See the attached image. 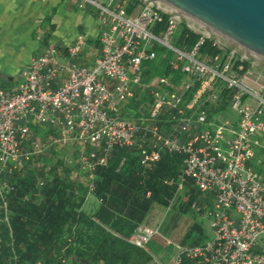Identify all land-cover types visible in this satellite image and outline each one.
Returning a JSON list of instances; mask_svg holds the SVG:
<instances>
[{"label": "built area", "instance_id": "obj_1", "mask_svg": "<svg viewBox=\"0 0 264 264\" xmlns=\"http://www.w3.org/2000/svg\"><path fill=\"white\" fill-rule=\"evenodd\" d=\"M59 1L95 11L99 34L94 44L80 34L65 49L47 41L20 83L0 86V167L34 165L51 149L78 146L75 167L94 197L95 171L116 147L144 142L143 166L163 152L182 155L178 191L192 178L202 197L215 192L212 206L192 205L209 219L212 236L199 246H176L171 260L150 248L160 226L141 224L128 242L149 255L147 264H264V174L251 166L256 137L264 134V72L216 42L221 53L203 54L205 35L192 48L177 47L181 22L143 0ZM165 60L171 73L148 79L147 70ZM176 72L182 77L175 83ZM137 94L151 103L148 115L133 121L122 112ZM223 98L228 114L211 116ZM164 114L169 120L161 126ZM34 124L49 127V138L34 137Z\"/></svg>", "mask_w": 264, "mask_h": 264}, {"label": "trees", "instance_id": "obj_2", "mask_svg": "<svg viewBox=\"0 0 264 264\" xmlns=\"http://www.w3.org/2000/svg\"><path fill=\"white\" fill-rule=\"evenodd\" d=\"M53 29L51 24L42 39L43 45ZM200 37L180 23L174 44L192 48ZM201 51L208 56L222 52L211 38L205 40ZM168 60L151 66L147 78L168 76L171 73ZM181 77L180 73H174V82ZM150 103L148 96L137 94L122 115L133 121L145 117ZM228 110L223 98L210 115H227ZM160 120L162 126L169 120L168 115H162ZM144 145L141 142L132 148L116 147L107 166L96 169L93 196L102 202L91 211L84 209L88 189L81 182L78 168L65 166L58 149L47 151L39 159V165L24 162L18 169L0 167V264H147L149 255L128 239L138 226L148 224L156 206L172 208V215L162 226L165 232L183 233L180 246L185 247L190 238H193L190 247L208 240L197 223L185 230L181 228L180 217L191 214L195 202L200 206L211 205L215 192L202 197L192 178L186 179L179 192L184 157L163 152L158 162L143 166L140 156ZM156 245L155 249L150 245L155 253L161 244L156 240ZM255 252H260L259 248ZM185 264L190 262L186 260Z\"/></svg>", "mask_w": 264, "mask_h": 264}, {"label": "crops", "instance_id": "obj_3", "mask_svg": "<svg viewBox=\"0 0 264 264\" xmlns=\"http://www.w3.org/2000/svg\"><path fill=\"white\" fill-rule=\"evenodd\" d=\"M51 24L54 29L48 41L65 48L71 46L80 34L94 44L100 31V24L92 11L78 10L68 2L0 0V84L4 89H11L20 83L22 71L42 51V39ZM256 141L251 166L264 174V134L258 135ZM213 203L205 206H212ZM98 205L96 202L94 209Z\"/></svg>", "mask_w": 264, "mask_h": 264}, {"label": "water", "instance_id": "obj_4", "mask_svg": "<svg viewBox=\"0 0 264 264\" xmlns=\"http://www.w3.org/2000/svg\"><path fill=\"white\" fill-rule=\"evenodd\" d=\"M264 67V0H143Z\"/></svg>", "mask_w": 264, "mask_h": 264}, {"label": "rangeland", "instance_id": "obj_5", "mask_svg": "<svg viewBox=\"0 0 264 264\" xmlns=\"http://www.w3.org/2000/svg\"><path fill=\"white\" fill-rule=\"evenodd\" d=\"M88 10L92 11V13L95 15V11H93L91 8H89ZM187 26V25H186ZM189 29H191L192 31H194L197 34H201L204 35L196 30H194L193 28L187 26ZM206 36V35H205ZM208 37V36H207ZM210 38V37H209ZM213 40V39H212ZM215 41V40H214ZM217 43V45L219 47L222 48V50H232L228 47H226L225 45L215 41ZM238 53V52H237ZM239 54V53H238ZM171 56V55H170ZM241 56V54H240ZM251 64H254V70L257 72H264V67L261 66L260 64L252 61L249 59V61ZM1 86V84H0ZM2 87V86H1ZM4 88V87H2ZM231 113V111H230ZM229 113V114H230ZM231 118L235 121L238 120V116L235 113H231L230 114ZM30 131L35 135V137L38 138H42V139H47L49 138V136L51 135V129L49 127L43 126V125H30L29 126ZM59 153L58 156L61 157L64 161L65 166L69 167V168H74L76 161L78 159V154H79V147L78 146H70L68 148H58ZM39 160H34V163L39 165ZM96 199L92 196H89V193H87V201L86 204L84 206L85 210H94V208L96 207ZM173 213L172 208L169 209H165V208H161V207H154V209L152 210L150 216H149V222L148 225L150 226H160V234L159 238H154L151 245L152 249L156 248V240L158 242V244H161V246H159V250L156 252V254L159 255L160 258L164 259V260H171L172 258H174L177 255V248L176 246H180L179 244H181L183 241V237L181 238V235L183 234H179V232H165L163 225V222L169 217L171 216ZM180 225L181 228H184V230L192 224H199L203 227L205 234L207 235V237L209 238L211 236V227L209 224V221L204 218L203 216H201L199 213L192 211L191 214L187 215V216H183L180 217ZM178 229V230H181ZM207 238V239H208ZM167 242H170L171 245H167ZM193 242V238H190L187 242L185 247H190L189 245Z\"/></svg>", "mask_w": 264, "mask_h": 264}]
</instances>
